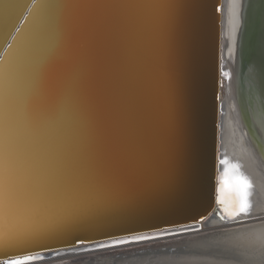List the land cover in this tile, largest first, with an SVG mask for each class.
<instances>
[{"label":"snow or ice","instance_id":"1","mask_svg":"<svg viewBox=\"0 0 264 264\" xmlns=\"http://www.w3.org/2000/svg\"><path fill=\"white\" fill-rule=\"evenodd\" d=\"M31 2L35 7L3 5L6 22L18 17L15 33L34 8L30 24L39 29V14L50 7ZM56 7L62 12L55 45L36 66L28 60L3 83L0 254L5 257L135 211L186 154L187 109L176 59L184 19L179 0H70ZM221 164L216 201L235 220L249 214L253 184L239 164L227 159ZM224 251L243 258L242 264H264V237L259 243L228 242ZM42 258L16 255L2 264Z\"/></svg>","mask_w":264,"mask_h":264},{"label":"water","instance_id":"2","mask_svg":"<svg viewBox=\"0 0 264 264\" xmlns=\"http://www.w3.org/2000/svg\"><path fill=\"white\" fill-rule=\"evenodd\" d=\"M239 1L237 16L243 22L247 0ZM255 1L258 7V51L264 55V0ZM68 2L70 0H36L37 6L50 5L39 14V29L30 24L32 15L36 14L34 8L25 26L19 23L16 25L22 31L15 33L14 25L18 22V17L13 16L6 22L3 5L19 3L27 4L29 8L35 5L31 0H0V98L6 77L14 75L28 60L33 67L36 66L55 45L58 38V19L62 12L56 6ZM179 2L183 5L184 19L178 33L176 59L185 93L188 129L183 162L159 177L154 186L143 195L135 211L110 219L96 229L74 232L66 239L48 241L43 246H31L23 251L9 253L8 257L0 254V264L5 258L16 255L38 254L43 257L39 260H44L47 258L44 257L46 254H49L48 257L54 256V251L81 244L79 241L95 243L178 228L208 220L214 214L231 223L252 219L236 220L239 216L235 220L229 219L216 201V189L225 168L221 160L226 159L220 148L224 114L221 90L224 79L228 80L232 75V69L225 62L222 52L224 0ZM25 13L28 14L27 9ZM12 31L17 35L14 40ZM239 39L240 31L236 46L239 66L234 70L235 76L240 81L256 82L257 94L264 108V94L258 88V74L251 70L246 73L242 71ZM251 196L252 194L250 202ZM251 205L249 214L252 212V202ZM34 261L37 260L29 263Z\"/></svg>","mask_w":264,"mask_h":264},{"label":"bare ground","instance_id":"3","mask_svg":"<svg viewBox=\"0 0 264 264\" xmlns=\"http://www.w3.org/2000/svg\"><path fill=\"white\" fill-rule=\"evenodd\" d=\"M239 4V0H224L222 6V52L225 62L232 69V75L230 79H224L221 90L224 114L220 148L230 164H239L243 174L253 184L252 212L249 215H240L236 220L252 219L231 223L214 214L208 220L192 225L136 235L151 239L135 240L136 236H129L81 243L52 254L63 256L85 252L84 249L109 250L105 253L75 255L73 257L85 256L77 264H242L243 258L233 257L224 251L225 244L233 241L259 243L264 237V108L257 94L256 82L240 81L235 76L234 70L239 66L236 46L242 23L241 17L238 19L237 16ZM250 80L254 81L251 78ZM114 241L127 242L114 244ZM153 242L160 243L151 244ZM101 244L110 247H96ZM137 244L140 246L136 247ZM120 248L122 251L114 252Z\"/></svg>","mask_w":264,"mask_h":264},{"label":"rangeland","instance_id":"4","mask_svg":"<svg viewBox=\"0 0 264 264\" xmlns=\"http://www.w3.org/2000/svg\"><path fill=\"white\" fill-rule=\"evenodd\" d=\"M257 4L255 0H247L245 1V7L243 12V22L240 25V43L241 48L239 50L240 54V60L242 64V71H253L256 72L257 78L260 82H258V88L262 91L264 94V55L262 53H259L258 47H259V29H258V23H257V17H258V10H257ZM261 43V42H260ZM169 241V240H165ZM160 241V242H165ZM160 242H153L151 244H157ZM146 245V244H145ZM140 244H137L136 247H139ZM121 247V246H120ZM131 248V247H128ZM127 248V249H128ZM125 250V249H123ZM113 251V250H112ZM122 251V248L115 250L114 252H120ZM109 252L108 249L106 250H92V251H85L80 253H73L68 255H61V256H50L46 255L44 257H47L44 260H37L34 261V263L37 264H77L79 261L83 260V256L79 257H73L75 255H83L84 254H97V253H105ZM70 256V258H66ZM53 257V258H52ZM62 257V258H61ZM52 258V259H51ZM66 258V260H64ZM41 261V262H40ZM46 261V262H45ZM33 263V262H31Z\"/></svg>","mask_w":264,"mask_h":264}]
</instances>
